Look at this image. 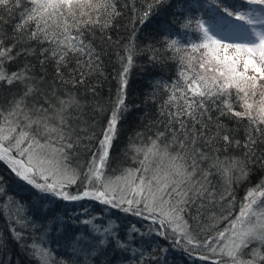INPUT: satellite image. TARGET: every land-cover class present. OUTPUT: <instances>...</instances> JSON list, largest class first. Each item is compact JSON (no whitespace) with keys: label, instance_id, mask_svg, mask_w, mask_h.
I'll return each mask as SVG.
<instances>
[{"label":"trees","instance_id":"obj_1","mask_svg":"<svg viewBox=\"0 0 264 264\" xmlns=\"http://www.w3.org/2000/svg\"><path fill=\"white\" fill-rule=\"evenodd\" d=\"M207 3L107 0L105 7L75 18L62 9L68 31L59 15L46 17L47 24L41 21L39 28L30 21L18 30L35 7L30 0L10 6L11 11L0 8V51L10 49L0 58V75L22 77L11 84L0 81V125L7 117L16 134L26 131L49 148L71 142L59 155L77 175L68 188L42 191L24 185L0 163V264H231L217 251L225 242L218 234L228 232L248 190L264 192L259 187L264 185V123L255 114L254 121L234 115L246 110L248 99L243 92L237 95L235 87L204 100L197 120L173 118L185 98L201 99L189 85L211 41L202 22L212 23L217 16L234 19L252 2ZM89 17L96 23L73 26ZM17 103L16 114L9 116ZM114 111L118 118L105 176L130 171L146 181L163 171L167 176L170 157H185L177 162L190 168L195 149L198 170L181 185L188 203L182 205L180 221L163 223L143 201L110 204L84 196L87 167ZM36 120L41 123H30ZM44 123L58 128L65 140L44 132ZM64 194L80 198L65 199ZM169 199L175 203L179 197ZM178 225L186 226L187 236ZM238 255L250 264H264V239L248 242Z\"/></svg>","mask_w":264,"mask_h":264},{"label":"snow or ice","instance_id":"obj_2","mask_svg":"<svg viewBox=\"0 0 264 264\" xmlns=\"http://www.w3.org/2000/svg\"><path fill=\"white\" fill-rule=\"evenodd\" d=\"M250 2L254 3H262L264 4V0H250ZM21 3V0H0V8L11 11L10 6H19ZM30 3L35 5V7L29 12L23 23L17 25V29L23 28L28 22L30 21H36L37 27L39 28V24L41 21H43L45 24H47V19H52L56 17L57 15L60 16L61 21L64 24V30L68 31L69 25L67 24V21L64 19L65 12L61 11L62 9L67 10V15L71 16L73 18L76 17L77 14L80 16H87L88 12L86 9H99L101 7H105L107 4V0H30ZM51 10V11H49ZM227 11V10H226ZM148 12L146 11L144 14V18L146 19L148 16ZM228 15H232L231 12L228 13ZM39 16L40 20L37 21L36 17ZM47 17V19H46ZM240 19H243V17H238ZM55 22V20L53 21ZM87 23H96V21L92 20L91 17L88 18V20L84 21H77L76 25L79 24H87ZM42 30V29H41ZM206 34V33H205ZM33 37L37 35V32L32 33ZM209 39H211L209 37ZM262 39L261 44V50H260V57H261V65H264V37ZM215 43H219L218 41ZM73 48L75 46H72ZM195 47V46H194ZM237 50V59H232L228 55H224L222 58L219 55H216L213 53L211 56V59L205 60L202 63H200L199 68L200 72H196L195 78L192 80L191 84L189 85V89L193 92L194 96L200 97V100H186L185 104L181 106L180 111L176 114H173V118L177 115H186L190 117L192 120H197V109H205L204 100L210 99L213 96H223L227 93V90L231 87L236 88V94L243 92L244 96H248V91H245V88L248 87L252 89V94L255 95V89L257 87L256 79L257 77L254 76H248V70L249 68L252 69V71L259 75L261 79H264V67L257 65L255 60L249 56L248 58L244 59L243 61V71L237 70V65L239 64V53L241 51L242 46L236 45ZM255 48L256 46H250L244 48V50L251 54L255 55ZM10 51V49H6L4 51H0V58L6 57L7 53ZM205 55H208L207 53ZM215 61V65H213L212 61ZM125 72H127V68H125ZM211 74V75H210ZM22 79V77L19 74L13 73L11 76L7 75H0V81L6 80L8 83H13L15 80ZM243 82V85L242 83ZM195 85V87H193ZM264 87V86H262ZM172 99H175L173 97ZM226 106L229 111H231V105L227 104ZM120 105H123V100L119 101ZM246 104V110L244 112H235L234 115L237 117H244L248 116L250 120L254 121V118L251 114V108L252 105L248 104L245 100ZM20 104L17 103L15 108L9 113V116L15 115L16 110L19 109ZM261 113V123H264V108L260 109ZM201 115L203 112L200 113ZM223 114V113H222ZM26 119H29L27 117V114H24ZM118 118V112L114 111L112 120L109 123L108 129L104 133V139L100 142L101 144V151L98 155V165L97 161H93V164L90 168V173L94 175L96 178H99L100 175V169L104 166L106 163L107 155H108V149L111 146V141L113 139V136L116 131V123ZM45 120H47V117H45ZM61 123H63V118L61 117ZM30 123L40 124V120L36 121H30ZM180 123L181 128H184V121H178ZM4 127H0V160H7V162L12 166L13 171L16 172L17 176H19L22 180L26 181L29 184H32L37 189H40L42 191H49L53 190L59 183L66 182L68 184L75 183L77 180V175L74 171L64 169L63 171V181H57L56 183L52 185H41L39 183H36L35 176L40 175L43 178H47L44 176L45 172L51 171V169L44 168L45 161L40 159V155L44 152L46 149V145L40 144L39 141L36 139L35 136H29L28 132L21 131L18 135L13 136L12 133L16 132V128L13 124V121H10L7 117L4 118ZM26 126H30L26 125ZM44 132L48 133L49 136H51L52 133H56L58 136V139L63 141L65 140V137L63 134H61L60 130L55 127H48L47 123H44L43 125ZM163 135V134H161ZM223 139L225 141L229 140L228 136H224ZM30 140L27 148H21V145L24 144L25 141ZM191 144L196 143V139L192 138L190 140ZM181 148L185 147V144L181 142ZM63 147L71 148L72 143L66 142L64 146H62L59 149H53L52 151L60 154L63 153ZM155 147V145H153ZM13 148H16L19 150L21 155L27 154L28 156V162L27 165L21 160L16 159L15 157L11 156V151ZM39 149L40 151L37 152L36 150ZM193 157H192V165L190 168H186L184 164L178 163V160H183L185 157L177 155V157H170L172 160V172L169 173L164 178L154 177L153 179L156 180V187L153 189L151 181L145 183L141 179V183L139 185H136L135 188L132 190L135 191L137 194H140L144 192L145 188H147L148 195L145 196L144 199V207L151 211V212H159L160 216L163 217V223H175L177 221H180L182 218L180 216V213L185 211V209L182 207V205L188 203V192L183 191L181 189V185L185 183L186 181L192 180V178L195 176L198 166L197 161L195 159V149H192ZM201 159H204L205 157L201 156ZM35 161V163H34ZM57 164H60L61 162L57 161ZM171 177H176L178 179H174ZM87 178V177H86ZM126 183L133 184L135 181V176L133 173L129 172L127 176L122 177ZM206 181V175L204 177ZM259 187H264V185H261ZM201 189H203V185H201ZM206 191V189H203ZM256 190H249L247 196L245 197L246 200L251 198L254 195V192ZM89 193L85 192L84 196H88ZM96 198H100L106 195V192H99L96 193ZM175 198L179 197L178 200L175 201V203L172 202V199L169 198ZM65 199H79L78 196H68L67 194H64ZM103 202L110 203V200L105 199ZM128 204L134 203L132 200L125 201ZM136 203H139V201H135ZM261 204H264V202H261ZM252 205H257V207H260L259 204L255 200H251L250 203L243 205L240 216L237 218L236 221H233L231 224L230 229L228 231L232 232L233 235H235L238 239V243L236 241H232V246L228 247L225 246V248L221 249V252L226 255L230 261L231 264H250V262L242 261L239 258V250L246 246L247 243L252 239H264V212H260L259 215L252 212ZM127 211V209H125ZM255 217V219H253ZM240 225V228H237V225ZM185 227L183 225H178L177 228L179 231L184 232L187 236V233L185 231ZM219 237L221 239L225 238V233L220 232ZM228 239H231V237H228ZM192 241L189 240V243ZM213 252H215V249H212ZM220 264H224V261H221Z\"/></svg>","mask_w":264,"mask_h":264},{"label":"rangeland","instance_id":"obj_3","mask_svg":"<svg viewBox=\"0 0 264 264\" xmlns=\"http://www.w3.org/2000/svg\"><path fill=\"white\" fill-rule=\"evenodd\" d=\"M202 4L204 6H207V0H202ZM88 9H86L87 11ZM238 17H243V19H240ZM202 28L203 31L206 33V35L209 37L211 40L209 43L210 45L206 48L205 54L207 53L208 55L204 56V60L211 59V56L213 53L216 55H219L221 58L224 55H228L232 59H237V50H236V45L242 46L241 51L239 53V64L237 65V70L238 71H243V61L244 59L248 58L251 56L253 60L257 63V65H260L264 67V65H261V57L259 55L260 50H261V44H262V37H264V4L262 3H254L252 2L249 5V10L245 12H241L240 14L237 15L236 18L231 19L228 17H219L217 16L216 20L212 23H208L206 21L202 22ZM219 43H215V42ZM255 45V55H251L247 53L244 48L250 47ZM202 61V62H203ZM213 65H215V61H212ZM211 75V74H210ZM248 76H256V83L257 87L255 89V95L252 94V89L246 87L245 91H248V99H246L248 104L252 105L251 108V114H255L262 118L260 109L264 108V79H261L258 74L254 73L251 68H249ZM243 85V82H241ZM246 108V104H245ZM5 125H0V127H4ZM17 132V131H16ZM13 135H18V133ZM104 139V135L101 139V141ZM100 141V142H101ZM31 141H25L24 144L21 145V148H27L29 143ZM45 145V144H43ZM99 145V146H98ZM97 145L96 149V158L94 159L97 161L98 165V155L101 151V144L99 143ZM54 148H49L46 147L44 152L40 155V159L45 161L44 163V168L46 169H51V171L45 172L44 176L47 178H43L40 175L35 176V181L36 183H39L41 185H52L56 183L57 181H63V171L64 169L72 171V168L70 166H66L63 160L61 159L60 155L53 152ZM37 152L40 150L37 149ZM11 156L15 157L18 160H21L27 165L28 162V156L27 154L21 155L19 150L16 148H13L11 151ZM61 159V160H60ZM93 160V161H94ZM57 161H61L60 164H57ZM93 161L91 160L87 170H86V180L83 183L84 191L87 190L90 195V197L94 196L95 199H98L100 202H103L105 199L110 200V204H122L123 202L129 200L131 197L134 198L135 201H143L145 196L148 195L147 188H145L144 192L137 194L135 191L132 189L135 188L136 185H139L141 183L142 178H136V175L139 174L138 171H130L131 173L134 174L135 176V181L133 184H128L126 183L122 177L127 176L129 172H123L120 174H115L114 176H109V175H103L104 168L102 167L100 169V175L99 178H96L94 175L90 173V168L93 164ZM0 163L6 167V171H10L21 183L24 185L29 184L26 181L22 180L19 176H17L16 172L13 171L12 166L7 162V160H0ZM35 163V161H34ZM76 171V170H75ZM77 172V171H76ZM165 171L162 173H157L156 177L159 178H164L165 175H163ZM150 179L143 180L145 183L151 181L153 189L156 187V181L154 182L155 179H153L152 176H150ZM76 183V182H75ZM75 183L68 184L66 182H61L59 183L53 190L60 191L62 189L68 188L70 185H73ZM29 186L34 187L33 185L29 184ZM99 192H106V195L100 198H96V193ZM249 190L246 192V196L248 194ZM85 192H83L84 194ZM245 196V197H246ZM251 200H255L257 204L260 205V207H257V205H252V212L256 213L259 215L260 212H264V204H261V202H264V192H258L255 191L254 195L249 198L248 200L245 199L244 205L248 204L251 202ZM26 204V203H24ZM28 206V204H26ZM243 207V206H242ZM242 209V208H241ZM240 212L238 213L237 218L240 216ZM237 218L234 220L236 221ZM255 219V217H253ZM231 227V226H230ZM237 228H240V225H237ZM230 229V228H229ZM228 237H231V239H228ZM254 239L250 240L253 241ZM223 245H221L220 250L217 249V251H221L222 248H225V246L231 247L232 246V241H236L237 243L239 242L237 237L233 235L232 232L228 231L225 234ZM249 241V242H250ZM248 244V243H247Z\"/></svg>","mask_w":264,"mask_h":264}]
</instances>
